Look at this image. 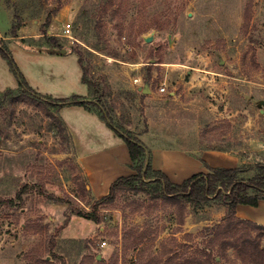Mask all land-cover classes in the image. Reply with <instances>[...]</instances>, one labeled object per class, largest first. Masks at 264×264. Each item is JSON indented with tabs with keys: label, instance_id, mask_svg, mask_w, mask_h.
I'll list each match as a JSON object with an SVG mask.
<instances>
[{
	"label": "rangeland",
	"instance_id": "obj_1",
	"mask_svg": "<svg viewBox=\"0 0 264 264\" xmlns=\"http://www.w3.org/2000/svg\"><path fill=\"white\" fill-rule=\"evenodd\" d=\"M2 8L30 47L80 51L89 98L146 143L232 151L244 178L264 164V0H0V16ZM58 110L0 93V264H209V254L242 264L232 248L222 253L241 226L216 235L227 216L217 199L181 197L178 206L133 189L94 209ZM251 233L264 247V229Z\"/></svg>",
	"mask_w": 264,
	"mask_h": 264
},
{
	"label": "crops",
	"instance_id": "obj_2",
	"mask_svg": "<svg viewBox=\"0 0 264 264\" xmlns=\"http://www.w3.org/2000/svg\"><path fill=\"white\" fill-rule=\"evenodd\" d=\"M11 28V16L2 8L0 37L12 49L20 69L35 90L55 98L73 94L89 97L90 88L82 79L83 70L75 53L30 47L25 40L28 35L22 31L11 34ZM18 87V79L0 54V91ZM58 113L72 137L77 164L94 199L107 195L117 178L135 173L127 143L98 112L82 105H67L59 108ZM164 126L161 124L159 127ZM149 140L147 143L142 141L148 148L150 164L153 169L167 174L174 183H182L193 174L207 172L204 162L211 167L226 168L242 164L240 156L232 151L201 149L194 143L184 146L182 142L173 144L170 140H162L164 144H161ZM236 215L264 225V198L256 206L238 204Z\"/></svg>",
	"mask_w": 264,
	"mask_h": 264
},
{
	"label": "trees",
	"instance_id": "obj_3",
	"mask_svg": "<svg viewBox=\"0 0 264 264\" xmlns=\"http://www.w3.org/2000/svg\"><path fill=\"white\" fill-rule=\"evenodd\" d=\"M49 40L53 46H59L57 36H49ZM75 52L78 54V61L84 70L82 79L90 88V83L85 78L82 53L80 51ZM0 54L7 60L11 71L19 83L17 89L8 88L2 92L0 91V93L3 95H33L57 108L67 105H82L91 109V105H95L98 107L99 115L127 143L132 158L131 167L135 170V173L117 178L112 183L107 195L94 199L92 204L94 209L98 210L101 205L115 200L119 191L133 189L137 191H150L152 189L150 193L152 192L153 197L156 199H167L173 205L178 206H182L181 197L185 198L186 201L194 202L217 199L227 207V216L225 222L218 226L216 235L218 236L221 233L227 234L232 229L241 226L238 229V234L221 248L223 255H226L227 250L232 248L236 257L241 259L242 264H264V247L261 244L260 238L253 236L251 233L252 229H264V225L236 215L238 204L243 203L256 206L259 200L264 198V164L256 166L258 172L254 177L244 178L240 175L243 171L241 166L236 168L211 167L204 162L208 168L207 172H199L185 179L182 183H174L163 171L153 169L148 160V148L145 143L137 135L131 133L130 130L116 125L105 113L103 104L87 96L77 94L63 98H55L48 94H42L30 85L20 69L12 49L2 37H0ZM82 188L85 192L89 191L86 183H83ZM7 202H13V200H7ZM97 221L100 222V219H97ZM216 256L209 254V264H222L217 260Z\"/></svg>",
	"mask_w": 264,
	"mask_h": 264
},
{
	"label": "built area",
	"instance_id": "obj_4",
	"mask_svg": "<svg viewBox=\"0 0 264 264\" xmlns=\"http://www.w3.org/2000/svg\"><path fill=\"white\" fill-rule=\"evenodd\" d=\"M70 32H71V28H70V26H67V28H65V35L66 36H70ZM162 90H165V88L164 87H162ZM106 244V241H103V245H105Z\"/></svg>",
	"mask_w": 264,
	"mask_h": 264
},
{
	"label": "water",
	"instance_id": "obj_5",
	"mask_svg": "<svg viewBox=\"0 0 264 264\" xmlns=\"http://www.w3.org/2000/svg\"><path fill=\"white\" fill-rule=\"evenodd\" d=\"M148 40H151V37H149ZM146 87H147V86H146ZM146 87L143 88V91H144V92H149L150 89H149L148 87H147V88H146ZM139 89H142V88L140 87Z\"/></svg>",
	"mask_w": 264,
	"mask_h": 264
}]
</instances>
